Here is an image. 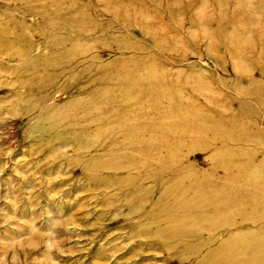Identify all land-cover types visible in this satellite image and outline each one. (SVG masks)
<instances>
[{
    "label": "rangeland",
    "instance_id": "1",
    "mask_svg": "<svg viewBox=\"0 0 264 264\" xmlns=\"http://www.w3.org/2000/svg\"><path fill=\"white\" fill-rule=\"evenodd\" d=\"M133 89L165 105L124 138L93 116ZM257 245L264 264V0H0V264Z\"/></svg>",
    "mask_w": 264,
    "mask_h": 264
},
{
    "label": "bare ground",
    "instance_id": "2",
    "mask_svg": "<svg viewBox=\"0 0 264 264\" xmlns=\"http://www.w3.org/2000/svg\"><path fill=\"white\" fill-rule=\"evenodd\" d=\"M219 24H220V22H217V25H219ZM135 91L136 90H134V93H128V94L124 93L121 96V100L119 99L120 101H118L119 103L116 105L119 108L118 111L112 110V111H107L105 113H103V112L98 113L97 111H95V113L97 112V114H96V116L94 115L93 117L98 118L99 119L98 121H101V123L107 122V126L105 127L106 129H109L111 131L117 130L120 132H124V134L121 135L124 138L132 137L133 135L131 133L134 132V130H136L139 127L138 123L140 121L138 120L139 118L137 117L138 116L137 114L140 113L141 110H144V108H146L148 110L154 111V110L158 109V107H162L165 105L162 102V100L159 99V97H155L153 95H150L151 97H149L150 99H148V102L151 103V104H149L146 100L145 101L142 100V97L145 98V96L143 94L137 93V91L136 92ZM147 98L148 97L146 96V99ZM153 104H157V107L154 108ZM154 113H156V112H154ZM166 122H167V120H166ZM128 132H131V133H128ZM140 145L141 144H139V143H131V146H133V147H138ZM148 146L157 147V148H161V147L165 148L168 146V144L151 143ZM219 195H220V193H218V194L216 192L213 193L212 197L210 198V201H212L214 199H218V198L221 199L219 197ZM223 199H225V198H223ZM224 202H227V204H228L227 199H225ZM196 203L199 204V202H196ZM205 203H207V201H205ZM248 246H249V244L247 241L245 243L239 244V247H241L243 250L245 249V247L247 248ZM228 249H226L225 255L230 254V251L232 250L231 249L229 251ZM262 252H263V249H262L261 245H257L255 247L252 246V248H248L246 252H243V255L245 258L241 262L237 263V262H230V261L228 262L227 261V262H222V263L218 262V263L219 264H258L261 257H262Z\"/></svg>",
    "mask_w": 264,
    "mask_h": 264
}]
</instances>
